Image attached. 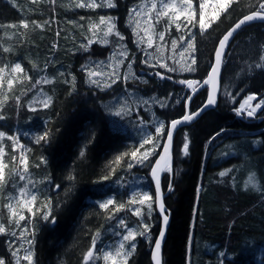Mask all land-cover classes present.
<instances>
[{
    "label": "trees",
    "instance_id": "trees-1",
    "mask_svg": "<svg viewBox=\"0 0 264 264\" xmlns=\"http://www.w3.org/2000/svg\"><path fill=\"white\" fill-rule=\"evenodd\" d=\"M43 1L48 2L44 7L32 0H14V7L9 0H0V25L5 26L0 27V67H11L20 63L31 77L22 83L14 81L9 91L8 68L5 69L0 94L7 92L9 99L0 110V115L5 117L0 120V131L18 136L20 142L31 149L26 153L29 175L33 181H44L36 206L41 207L46 199L51 200V216L48 221L43 219V212L48 209L38 212L35 218L30 217L27 209L22 210L29 219L22 221L21 226L33 225L36 232L32 245L34 264H84V255L91 248L97 231L101 233L99 241L102 239L101 244L106 243V246L108 240L116 242L125 233L122 227H117L119 213H116L113 219H108V213L99 208V203L104 200L92 202L90 199L102 198L106 195L102 190L114 188L128 175L145 176L153 196L155 189L150 179V167L137 165L129 170L126 163L113 164L117 156L138 147L143 135L137 129V126L141 128L139 113L125 116L124 125L128 127L118 124L109 114L107 104L121 92L118 88L121 82L103 91L88 84L87 72L93 69L91 63L108 60L115 51L113 48L118 42V37L113 35L110 43L103 45L99 42L102 36L97 33L99 40L85 52L80 45L82 42L87 45L88 39L93 38L92 33L88 31L91 22L89 17L93 16V12L86 11V8L74 10L76 0H55V3L51 0ZM114 1L117 12L121 14L118 21L116 19L117 28L127 36L129 56L133 58L132 54L135 55L134 68L138 75L143 74V69L147 70V84L132 80L126 86L146 94L151 90L159 95L182 93L184 96L176 106L168 103L167 107H151L165 123V133L173 119L181 118L185 114L186 98L192 94L191 89L177 81H203L214 63L219 40L245 15L258 10L259 3L262 2L234 0L229 9L221 13L220 18L212 23L203 35L200 34L198 24L192 26L196 37V71L181 72L177 65L172 64L170 66L177 67V71L167 72L159 66L149 68L144 65L142 50L132 46L133 35L126 28L124 18L135 1ZM199 2L200 0H193L196 9ZM47 19L49 23L44 24ZM22 20L29 22L28 29L7 27L10 24L19 26ZM32 21L43 24V28H37ZM164 24L165 26L158 23V33L164 32L169 36L170 31H173L174 34H179L175 30V23L169 26V20H166ZM57 32L60 33L59 36ZM82 36L85 37L80 40ZM179 36L180 34L177 35L178 38ZM57 42L58 52L50 56L55 49L52 45ZM262 46V23L251 24L237 34L226 57L218 106L206 112L195 124L182 128L177 134L173 184L170 194L166 197L172 221L164 249V264H219L220 261V264H256L248 256L253 254L255 248L264 249V235L257 234V230L251 226L255 224L254 221L263 217L261 207H258L260 197L252 194L262 192L264 185L257 192L254 183L247 185L253 192L243 191L244 187L241 185L251 175L246 172L248 169L254 170L257 165H264V115L260 113L253 120L242 119L235 111L241 100L250 93L255 92L264 98V69L258 70L256 67L260 64ZM3 47H10L11 50L4 52ZM257 53L258 57L255 56ZM49 61H52L53 65L47 64ZM33 64L36 67H33ZM38 64L41 65L40 69ZM46 72H49L48 77ZM156 72H161L171 79L161 80L155 75ZM16 76L22 79L23 74L17 73ZM41 77H46L53 83L36 84ZM34 84L35 88L32 87ZM39 91L51 96L52 104L48 108L30 111L31 100ZM207 95L206 88L195 97L190 107L191 112L203 107ZM16 96L20 97L19 106L15 100ZM139 111L145 124L150 123L146 131L155 135V124L148 117L149 113L142 107L138 108ZM135 118L139 120H134ZM128 121L133 125L127 123ZM123 128H127L130 135L126 134ZM45 133L48 134L47 141L36 143V137ZM131 134L137 136L131 137ZM185 134L190 142L187 156L183 154ZM243 140L250 144L248 152L241 149L238 154L234 149H237L239 142ZM226 142L230 143L232 150H225L223 144ZM3 143L6 152L4 162L8 164V168L5 169L7 183L0 188V223L6 226V233L0 234V259H3L5 264H15L11 252L19 246L20 241L8 232L16 231L19 235V229L14 223L8 224V211L4 205L8 203L7 189H10L11 197H14L18 188L25 182H21L18 176L10 175L11 170L19 165L20 150L13 152L12 142L9 140ZM160 143L163 145L164 140ZM81 151L84 152L83 156L80 155ZM161 151L162 147L157 148L156 155L151 156L150 160L154 162L158 159ZM245 153L244 158L242 155ZM13 155L17 156L15 162L11 160ZM242 161L246 162L244 167L248 169L238 172ZM229 169L231 171L227 176L219 175ZM69 176L73 179L70 180ZM105 176L109 178L104 179ZM236 177V187L240 186L244 194L238 191L234 192L236 195H231L230 185H235ZM260 179L264 181V178ZM170 183L171 174L166 173L163 178L165 192ZM56 185H59V188H56ZM30 187L32 186L29 185ZM236 187H233V191ZM114 197L117 204L125 201H118V194ZM121 214L125 215L122 212ZM157 214L154 197L151 219L147 217V210L144 209V220L150 226L148 236L151 240L137 236V246L129 257L128 264H152V249L161 226V218ZM128 217V227L137 228L140 219L133 215ZM233 219L236 224L231 222ZM244 224H247V227ZM262 225L264 226L263 221ZM110 229L115 231L111 232V238H108ZM248 238L253 240L249 242ZM257 243L260 244L259 247ZM10 244L13 245L11 249ZM99 245L97 243V249L102 246ZM21 253L23 252H20L22 256ZM209 257L214 259V262H207ZM21 264H27V261L21 260Z\"/></svg>",
    "mask_w": 264,
    "mask_h": 264
},
{
    "label": "snow or ice",
    "instance_id": "snow-or-ice-1",
    "mask_svg": "<svg viewBox=\"0 0 264 264\" xmlns=\"http://www.w3.org/2000/svg\"><path fill=\"white\" fill-rule=\"evenodd\" d=\"M10 3H13L15 7L14 0H9ZM55 3V0H52ZM234 0H200L198 9H194L193 0H159V9L156 2L151 3L150 8L143 9L142 11H137L136 9H132L129 13V23L132 22L133 14L136 17H141L146 13H150L152 11H156L155 19L158 21L160 17H168L169 26L175 23L177 31L181 30V24L176 23L180 21L183 17L188 25H192L193 27L198 24L200 29V34L203 35L211 24L214 23L216 20L220 18L221 13L226 12L229 7L232 5ZM117 5L114 0H76L75 7L77 8H88V9H96L98 7H107V8H115ZM211 8V19H208L209 13L208 9ZM158 9V10H157ZM171 13V15H169ZM198 14V20L196 19ZM84 19V17H81ZM153 17L150 15L143 23L147 24L148 27L144 29L147 35V48L151 49L153 47V36L150 33V30L153 29L152 25ZM264 21V0L259 3L258 10L252 12L251 14L245 15L242 19L239 20L238 23L235 24L225 35L223 38L219 40V44L215 49L214 54V63L210 66V71L207 74V77L203 81H196V80H185L181 79L178 80L177 83L181 85H185L187 88L191 89L192 93L195 94L199 88L207 86V102L204 105V108H201L197 112H185L181 119H173L170 122V125L167 128L165 133L166 125L164 122L160 121L155 124V136L144 132L143 139L140 142L139 146L131 150L130 152H126L120 156H117L116 159L113 161V164L120 165L126 163L127 168L129 170L133 169L137 165L142 167H150V174L155 182V193L150 194L148 191L142 190H134L132 191L131 195L127 199L126 203H119L117 204L113 199L109 198L106 201L99 203V208L104 210L108 213V219H113L116 213L121 211H128L131 212L133 216L140 218V224L137 228L132 229L129 228L123 218H120L117 223V227H122L125 230V234L123 235L122 242L119 243L118 247L114 250L104 251L101 249L102 252V259L105 264H128V259L135 252L136 245L130 243L131 241L135 240L137 236H144L146 239L151 240V237L147 236V232L150 226L144 220V209H147V217L151 219L152 211H153V203L154 197L155 202L158 203L159 212L163 216V224L166 226L168 224V216L165 214V205L161 198V187H160V173L161 172H171V158H172V144H173V134L177 129L178 125L184 123H191L196 117L200 115L201 112L204 111L205 108L209 106H215L217 103V92L219 90V79L221 74V69L224 62L225 50L229 45V41L233 38L234 33L237 30L241 29V27L249 22L252 21ZM37 28H43V24L37 23L36 21H32ZM49 23L48 21H44V24ZM69 23H75L74 21H69ZM106 26V29H100V26ZM141 21L137 20L135 22V27L133 28L134 34L137 33V29L140 27ZM187 25H185L186 27ZM0 27H5L4 25H0ZM10 28H17L21 27L23 29L29 28V22L26 20H22L17 26L16 24L7 25ZM97 29L102 31V37L100 38L101 43L108 44L109 40L108 37L115 34L119 37L121 41L124 40V36L121 35L119 31H116V23L115 18L113 16H100L99 22L97 23H90L88 27V31L92 33L91 39H88V44H81L80 48L83 49L85 52L89 50V47L97 42ZM60 33L57 32V36ZM159 40L161 42L164 41V33L160 32L158 34ZM187 39L185 36H181L179 38L180 41V50L177 53L178 42L177 40L171 41V51L172 54L168 57L164 56V45L160 44L156 47L155 53L145 52V56L147 57L142 61V63L146 64L149 68L152 67H161L166 69L167 72H175L177 71V67L170 66L166 61L172 60L175 65L178 66L179 71L181 72H195L196 71V64L197 59L195 57L196 47H195V34L191 31V29L187 32ZM186 41V43H185ZM145 41L143 38H139L137 40V45L144 43ZM53 48L56 47L55 44L52 45ZM11 49L10 47H3L4 52H9ZM187 54V56H186ZM116 53H113V56L109 57V63L105 65L104 61H101L94 70L89 69L87 72L88 76V83L90 85H94L100 88L102 91L108 88H111L113 85L117 84L120 81V66L124 64V61L128 59V51L126 46L120 49L118 55L122 57V59H116ZM177 56L179 59H177ZM155 59V63H151L150 60ZM261 60L264 61V55L261 56ZM183 61V62H181ZM135 63L133 59L132 62L128 63L127 68L128 72L124 74L123 80L126 82L130 78H135L134 74L132 73V66ZM108 67L111 71L105 72L104 67ZM33 67H36L33 64ZM256 67H264V64H257ZM8 68V80L7 86L8 90L10 91L13 86V82L16 81L18 83H22L25 80H30L31 77L27 75L25 69L22 67L20 63H15L11 67L5 65L4 67H0V84H2L4 80L5 69ZM20 73L23 74L22 79L17 77L16 74ZM63 75V73H61ZM155 75L159 77L161 80L164 79H171V77H166L161 72H156ZM99 77L100 79H96ZM75 78L73 77V84ZM147 83V81H144ZM51 84L53 83L52 80L47 79L46 77H41L40 80L36 81V84ZM35 84L32 85L35 88ZM22 94H26L23 93ZM191 96L186 98V105L187 102L191 100ZM9 99L7 92L0 94V110L3 109L4 104ZM16 103L19 106L20 104V97H15ZM257 100L256 95H249L244 100V102L240 105L238 109H236V115L242 116L245 115L249 118H256L258 110L262 109L264 106V98L260 99L254 105L251 104V101ZM153 102H156V98H152ZM143 105H149L150 110V101L143 100L140 102ZM160 107H167L165 102H158ZM179 103V100L176 101ZM40 104L43 108H48L52 104V97L46 95L45 93L41 92L36 97L33 98L31 104L29 106L30 111H36L37 109L31 105ZM133 111V108L128 104L122 105L118 110H116L113 115L116 117H122L124 115H130ZM155 113H153V116ZM261 115H264V111L261 112ZM4 115H0V120H4ZM141 123H143V117L140 118ZM219 135V133H217ZM48 134L45 133L44 135L36 137L35 142L40 143L41 141H47ZM9 140L12 142L11 147L12 151L16 152L18 149L19 152V165L14 167L10 175L11 176H18L21 182H25L22 187L18 188L17 194L14 197H9V202L4 205V207L8 211V224H15V227L19 229V235H17L16 231L8 232L9 235L16 237L17 240L20 241L19 246L15 248L14 251L11 252L12 257L15 258V264H21V260L27 261V264H34V253L32 251L33 239H29L28 236H34L27 226H21V222L29 219L23 213V209H27V212L30 214L31 218H35L38 212H41L43 209H48V211L43 212V219L45 221L49 220L51 216V200L46 199L45 202L41 205V207H37V201L39 196L37 193L30 190L29 185L32 188L36 187V184L44 183V181H33L29 175V166H28V157L26 155L27 152H30L31 149L25 147L24 144L20 142V139L16 135H8L4 131H0V188H2L6 183L5 177V169L8 168V164L4 162V157L6 155L5 146L3 141ZM164 140L165 142L161 145L160 141ZM189 138L188 135L185 134L184 136V143H183V154L187 156L189 154ZM145 145H151L150 148H145ZM162 147V152L159 154L158 159L154 162L150 160V157L156 155V149ZM143 149V151H141ZM80 155L83 156L84 152L81 151ZM127 158V160H125ZM12 161H17V156L13 155L11 157ZM43 163V161H41ZM115 169H113V172ZM231 171H222L219 173L221 177H225ZM108 176H105L104 179H108ZM69 179H73V177L69 176ZM255 179V174H252L248 177V180L245 182L246 186L251 184ZM59 188V185L55 186ZM171 190V187L169 188ZM36 209L35 211L33 209ZM111 209V211H110ZM55 222L54 220L52 221ZM143 229V230H141ZM6 233V226L3 223H0V234ZM116 235H120V233H116ZM164 231L162 230L159 233V238L155 240V247L154 251L152 252V260L155 264H161V241L164 238ZM101 233L99 231L96 232L92 239V246L91 248L85 253L84 255V264H89V261L92 264H96V261L100 258V255H94V250L96 249V245L99 241ZM129 242L130 247H126V243ZM10 249L13 247L12 244L9 245ZM21 250H23V255H20ZM0 264H5L3 259H0Z\"/></svg>",
    "mask_w": 264,
    "mask_h": 264
},
{
    "label": "rangeland",
    "instance_id": "rangeland-1",
    "mask_svg": "<svg viewBox=\"0 0 264 264\" xmlns=\"http://www.w3.org/2000/svg\"><path fill=\"white\" fill-rule=\"evenodd\" d=\"M33 2H35L36 1V4L37 5H40V6H42V7H44L45 5H47V3L48 2H44L43 0H32ZM52 1V0H51ZM135 1V3L130 7V10L127 12V14L125 15V18H124V24H125V26H126V28L127 29H129V31L132 33V46H133V48L134 49H139V50H142V54H143V60L144 59H146L147 57L145 56V52H149V53H155L156 52V47L158 46V45H160V44H163L164 45V56L165 57H168L169 55H171L172 54V51H171V41L172 40H177V42H178V48H177V53L179 52V50H180V47H181V45H180V41H179V38L181 37V36H185L187 39H190V37H187V32H188V30L189 29H191V31L194 33V29H193V27H192V25H188L187 24V22L185 21V19L182 17L181 18V20L180 21H177L176 23H180L181 24V30L180 31H178V33L180 34V36H179V38L177 37V35H179V34H174V32L173 31H170V35L168 36V35H166L164 32V41L163 42H161L160 40H159V36H158V23L160 24V25H164L165 26V24H164V21H166V20H168V17H160L159 18V20L157 21L156 19H155V17H156V11H152V12H150V13H146V14H144V15H142L141 17H136L134 14H133V16H132V22H131V24L129 23V13H130V11L132 10V9H136L137 11H142L143 9H147V8H150V5H151V3H153V2H156L157 3V5H158V9H159V0H134ZM115 2V1H114ZM76 9H78L77 7H75V9L74 10H76ZM128 9V8H127ZM157 9V10H158ZM194 9H196L195 8V6H194ZM198 9V8H197ZM86 11H90V12H93V16H91V17H89V19H90V23H97L98 24V22H99V17L100 16H113L114 18H115V23H116V31H119L120 33H121V35H123L124 36V40L123 41H121L120 39H119V37H118V42H116L115 44V47L113 48V51H114V53H116L117 55H116V59H122V57H119V55H118V53H119V51H120V49L121 48H123L124 46H126V48H127V51H128V59H126L125 61H124V64L123 65H121L120 66V77H121V79H120V81H118L117 82V85H119L120 84V82H121V86H119L118 88H119V92L120 93H118L117 94V96L114 98V100L113 101H111V102H109L108 104H107V109H108V111L111 113V116L113 117V119L116 121V122H118V124H120V125H122V126H124V127H128L127 125H124V121H125V116H132L133 115V113L134 114H137V113H139V116H138V118H140V117H142V113H141V111H139L138 112V108L139 107H142V108H144V111L145 112H148L149 113V118H150V120H151V122L153 121L154 122V124H156L157 122H160L161 120L158 118V116L156 115V113L155 112H153L154 110H153V108H154V106L155 105H160L158 102H160V101H162V102H165L166 104H168L169 103V101L167 100L168 98H162V97H157V96H159L157 93H154V95H149L150 93H152V91L150 90V92H148L147 94L146 93H140V91H137V90H135V89H129L126 85H127V82L128 81H132V80H134L136 77L137 78H139V79H141V81L142 82H144V76H139L138 74H137V72H136V70H135V68H134V64H133V66H132V73L134 74V77L135 78H130L128 81H124L123 80V76H124V74L125 73H127L128 72V68H127V65H128V63H130V62H132V60L133 59H135V55L134 54H132L134 57L132 58L131 56H129V54H130V49L128 48V45H127V41H126V39H127V36H126V34L125 33H123V32H121L117 27H118V25H117V21H118V19L120 18V15L121 14H119L118 12H117V6L115 7V8H107V7H98V8H96V9H88V8H86L85 9ZM71 12V11H70ZM123 13V12H122ZM208 13H209V16H208V19L210 20L211 19V8H209L208 9ZM124 14V13H123ZM151 16V17H153V20H152V25H153V29L152 30H150V33L149 34H152V36H153V47L151 48V49H149V48H147V43H146V41H147V35H146V33H145V31H144V29H146L147 27H148V25L147 24H145V23H143V21L144 20H146L147 18H148V16ZM169 15H171V13L169 14ZM96 16V17H95ZM198 14H197V17H196V19L198 20ZM116 19H117V21H116ZM49 19H47V21H48ZM137 20H140L141 21V25H140V27L137 29V33L136 34H134V32H133V28L135 27V22L137 21ZM54 21H56V20H54ZM77 23V22H76ZM55 24H57V23H55ZM185 25H187L186 27H185ZM58 26V25H57ZM100 29H106V26H100ZM100 29H97V33H98V35L101 37L102 36V31H100ZM175 30L177 31V29L175 28ZM113 35H115V34H113ZM113 35L112 36H110V37H108V40H109V43H110V40H112L113 39ZM85 36H82V37H80L79 39L80 40H82L83 38H84ZM139 38H143V40L145 41L144 43H142V44H140V46H138L137 45V40L139 39ZM77 39V38H76ZM75 39V40H76ZM96 39L97 40H99L97 37H96ZM57 41H58V39H57ZM108 43V44H109ZM185 43H186V41H185ZM81 44H84V42H82ZM101 44H103V43H101ZM108 44H106V45H108ZM112 44V43H111ZM56 45V47H55V49L54 50H52V53L50 54V56L51 55H53V54H56L58 51L56 50L57 49V45H58V42L55 44ZM103 45H105V44H103ZM114 45V44H113ZM259 49H260V47H259ZM258 52H259V50H258ZM262 55H264V46H262V48H261V56ZM111 56H113V54L111 55ZM186 56H187V54H186ZM256 57H258V53H257V55H255ZM261 56H260V64H264V61H262L261 60ZM132 58V60H130ZM177 59H179V57L177 56ZM129 60V61H128ZM105 62V65H107L108 63H109V59L108 60H106V61H104ZM150 62L151 63H155V59L153 58L152 60H150ZM169 65H172V64H174L173 63V61L172 60H167L166 61ZM181 62H183V61H181ZM100 62H92L91 63V68H93L92 70H94L95 68H96V65H98ZM47 64H49V65H53L52 64V61H49V62H47ZM124 65H126V66H124ZM144 65H146V64H144ZM38 68L40 69L41 68V65L40 64H38ZM260 69H264V67H258V70H260ZM46 70V67H45V69H44V71ZM104 71L106 72H108V71H111V69L110 68H108V67H104ZM146 71L147 70H144L143 69V75H146ZM48 75H47V77L49 76V72H46ZM96 79H100L99 77H96ZM89 84V83H88ZM116 85V84H115ZM115 85H113V86H115ZM112 86V87H113ZM244 89H246V87H244ZM41 92H43V91H39L34 97H36L39 93H41ZM44 93V92H43ZM251 94H256V95H258L257 93H251ZM249 95V94H248ZM176 96L178 97V100H179V102L183 99V94L182 93H179V94H176ZM153 97H155L156 98V102H153L152 101V98ZM260 99H262V98H259L258 99V101L260 100ZM33 100V99H32ZM31 100V101H32ZM143 100H149L150 101V110H146V109H149V105H143V104H141L140 102H142ZM257 101V102H258ZM256 102V103H257ZM124 104H128L129 106H131L132 108H133V111H132V113L130 114V115H124V116H122V117H116L115 115H113V113L116 111V110H118L122 105H124ZM31 106H33V107H35L36 109H39V108H42V105H40V104H35V105H31ZM153 106V108H151ZM262 107H264V106H262ZM153 113H155V115L153 116ZM245 117L246 118H249V117H247L246 115H245ZM138 118H135L134 120H139ZM127 123H129L130 125H133V123L132 122H127ZM139 123L141 124V128H139L138 126H137V129L142 133V134H144V132H147L148 131V126L150 125V123H148L147 125L145 124V122H144V120H143V123H141V121H139ZM124 129V132L126 133V134H129L130 135V133H129V131L127 130V128H123ZM143 130V131H142ZM147 130V131H146ZM132 135H134V136H137V134H131V137H134V136H132ZM155 136V135H154ZM141 139H143V135H141ZM241 143V144H240ZM249 143L248 142H246V141H244L243 140V142L242 141H240L239 142V144H238V147H237V149H234V151L235 152H237L238 153V151L239 150H241V149H245V151H247L248 152V147H249ZM251 145H253V143H251ZM223 146H224V148H225V150H228V151H230V150H232V147H231V145H230V143L229 142H226V143H224L223 144ZM151 147V145H148V146H146L145 145V148H150ZM246 152V153H247ZM246 153L245 154H243L242 156L245 158L246 156ZM239 154V153H238ZM150 159H151V157H150ZM262 160V159H261ZM243 163L240 165V167L238 168V172L239 171H242L243 169H246L247 167H244V164L246 163H244V161H242ZM248 169V168H247ZM246 169V170H247ZM248 174L250 173L251 175L252 174H255L256 175V179H254V181L252 182V183H254V184H256V187H255V191L257 192V191H260L261 189H262V187H263V185H264V181H262L260 178H264V165H257V167H256V169H254V170H252L251 168L250 169H248L247 171H246ZM237 177H236V180H234V184L237 182ZM41 185H42V183H39L38 185H36V187L35 188H32V187H30V190L31 191H33V192H35V193H37L38 195L40 194V187H41ZM242 187H244L243 188V191H245V192H253L248 186H246V184H245V182H242ZM31 186V185H30ZM231 186V195H233V194H235L236 192H238L239 191V193L241 194V193H243L244 194V192L242 191V189L240 188V186L239 187H236V184L235 185H230ZM233 187H236L235 188V190L233 191ZM134 190H142V191H148V192H150V190H149V186H148V179L145 177V176H143V175H134V176H126L125 178H123V179H121L118 183H117V185L114 187V188H107V189H105V190H102V192L103 193H105L106 195H104L102 198H92V199H90V201H98V200H101V199H103L104 201H106L107 199H109V198H111V199H113V200H115V195L116 194H118V201H121V200H125V201H123L122 203H126V201H127V199L129 198V196L131 195V193H132V191H134ZM235 192V193H234ZM6 194L8 195V198L9 197H11V191H10V189L8 188L7 189V192H6ZM150 194H151V192H150ZM236 195V194H235ZM239 195V194H238ZM252 195H256V196H258V197H260V200L261 201H263L264 202V200H263V197H264V189L262 190V192H260V193H257V194H252ZM8 202H9V199H8ZM146 209V208H145ZM147 210V209H146ZM122 213H125V214H128V215H132L131 214V212H128V211H121ZM121 212H119V217L120 218H123L124 220H125V222H127L126 224H129L128 222H129V217H128V215H124V214H121ZM263 214H264V212H263ZM124 215V216H123ZM134 217H136V216H134ZM119 218V219H120ZM138 218V217H137ZM118 219V220H119ZM138 219H140V218H138ZM118 220H116L117 221V223H118ZM262 221L264 222V218L263 217H261V218H259V219H257L256 221H254V223L255 224H251V226H252V228H255V230H257L256 231V233L257 234H259V235H264L263 234V230H264V226L262 225ZM115 222V221H114ZM232 223H234V224H236L235 223V220L233 219L232 221H231ZM33 223V222H32ZM245 225V227H247V224H244ZM27 227H29V229H30V231L32 232V233H34V226L33 225H26ZM119 228V227H118ZM121 228V227H120ZM123 229V228H122ZM132 229H135V228H132ZM20 231V230H19ZM115 230L114 229H110L109 231H108V238H111V232L113 233ZM149 231V230H148ZM19 234V233H18ZM125 234V233H124ZM124 234H122V236L119 238V240L118 241H116V242H114L113 240H108V245L106 246L105 244H101V240L98 242L100 245H102L101 247H99L98 249H97V247H96V249L94 250V255H97V254H99L100 255V258L96 261V264H105V262L103 261V259H102V252H101V249L102 250H104V251H108V250H114L116 247H118V245H119V243L120 242H122V238H123V235ZM34 235H35V233H34ZM149 234H148V232H147V236H148ZM30 237H31V235L30 236H28V238L30 239ZM32 237H34V236H32ZM144 237V236H143ZM145 238V237H144ZM253 240V238H248V241L249 242H251ZM126 243V247H130V244H129V242H125ZM130 243H132V244H135L136 246H137V244H136V239L135 240H133V241H131ZM242 244H244V243H242ZM258 247L260 246V244L259 243H257L256 244ZM261 248V247H260ZM257 249V248H255L254 249V252H253V254L251 255V256H248L249 257V259L250 260H253V262L254 263H256V264H264V249H263V247H262V249ZM21 252H23V250H21ZM22 254V253H21ZM23 255V254H22ZM206 261L207 262H209V263H211L212 261L214 262V259H212V258H207L206 259ZM5 262V261H4ZM221 262V261H220ZM220 262H219V264H220ZM89 264H92V262L91 261H89Z\"/></svg>",
    "mask_w": 264,
    "mask_h": 264
},
{
    "label": "water",
    "instance_id": "water-1",
    "mask_svg": "<svg viewBox=\"0 0 264 264\" xmlns=\"http://www.w3.org/2000/svg\"><path fill=\"white\" fill-rule=\"evenodd\" d=\"M239 22V21H238ZM237 22V23H238ZM257 23H262V24H264V21H260V20H256V21H252V22H249V23H247V24H245V25H243L242 27H241V29H239V30H237V32L236 33H234V35H233V38H231L230 39V41H229V45H228V47H227V49L225 50V56H224V62H223V66H222V69H221V74H220V79H219V90H218V92H217V96H216V99H217V103H216V105L215 106H209V107H207V108H205L204 109V111L203 112H201L200 113V115L198 116V117H196L191 123H184V124H181V125H178L177 126V129L175 130V132H174V134H173V144H172V149H171V153H172V158H171V180H173V165H174V152H175V142H176V138H177V134H178V132L182 129V128H185V127H188V126H191V125H193V124H195L206 112H208V111H210V110H213V109H215L217 106H218V104H219V100H220V95H221V89H222V74H223V69H224V65H225V60H226V57H227V53H228V51H229V48H230V46L232 45V43H233V41H234V39H235V37L237 36V34L241 31V30H243L244 28H246L247 26H249V25H251V24H257ZM234 27V26H233ZM207 88V86H205V87H201V88H199V90L195 93V94H191V100L190 101H188L187 102V112H189V113H191V110H190V107H191V104H192V102L194 101V99H195V97L200 93V92H202L204 89H206ZM207 102V101H206ZM206 104V103H205ZM204 104V105H205ZM204 105H203V107H201V108H204ZM200 108V109H201ZM199 109V110H200ZM199 110H197V111H199ZM196 111V112H197ZM241 118H244V116L242 115V116H240ZM182 118V117H181ZM181 118H178V119H181ZM170 125V124H169ZM165 142V141H164ZM162 152V151H161ZM164 174H165V172H161L160 173V187H161V198H162V200H163V203H164V205H165V209H166V211H165V214L168 216V224L165 226L164 224H163V216L160 214V212H159V207H158V203H156V209H157V213H158V215H159V217L161 218V230H160V232L163 230L164 231V233H165V235H164V238H163V240L161 241V264H164V249H165V244H166V241H167V238H168V233H169V230H170V226H171V221H172V213H171V211L168 209V207H167V205H166V197H167V195L169 194V192H170V190L167 192V193H165V190H164V187H163V178H164ZM150 178H151V181H152V183H153V186H154V189H155V182L153 181V179H152V177H151V174H150ZM170 187H172V184H171V186ZM158 238H159V236H158ZM157 238V239H158ZM154 247H155V244H154ZM154 247H153V249H152V252L154 251ZM151 262H152V264H155V262L152 260V254H151Z\"/></svg>",
    "mask_w": 264,
    "mask_h": 264
},
{
    "label": "bare ground",
    "instance_id": "bare-ground-1",
    "mask_svg": "<svg viewBox=\"0 0 264 264\" xmlns=\"http://www.w3.org/2000/svg\"><path fill=\"white\" fill-rule=\"evenodd\" d=\"M235 26V25H234ZM139 76H144V81H147V79H146V75H143V74H141V75H139ZM254 76V75H253ZM134 80H137L138 81V83H142V84H145V82H142L141 81V79H139V78H135ZM130 81H128L127 83H129ZM148 82V81H147ZM142 84H140V86L142 87L143 85ZM147 84V83H146ZM141 93V92H140ZM158 94V93H157ZM242 94V93H241ZM149 95H154V93H150ZM159 95V94H158ZM249 95H256V94H249ZM249 95H247V96H249ZM247 96L246 97H244L243 98V100H242V102L240 103V105L244 102V100L247 98ZM158 98L159 97H162V98H168L167 100L169 101V104L170 105H173V106H176V104H178V103H176V101L178 100V97L176 96V94H171V95H164V94H162V95H159V96H157ZM256 97H257V95H256ZM256 100H254V101H251V104H254V102H255ZM240 105H239V107H240ZM173 108V107H172ZM170 109V108H169ZM109 114H111V113H109ZM242 119H244V118H242ZM110 122V121H109ZM113 122V121H112ZM39 130H40V128H39ZM171 184H173V180H171V183H170V186H171ZM170 186H169V188H170ZM169 188H168V190H167V192L169 191ZM171 189H172V187H171ZM167 192H165V193H167ZM170 192H171V190H170ZM170 192H169V194H170ZM168 194V195H169ZM167 195V196H168ZM263 200H264V197H263ZM261 202V203H260ZM260 202H259V205H258V207H261V210H262V213L264 212V202L263 201H261L260 200ZM260 204H262V206H260ZM196 207H197V204L195 205V209H196ZM169 209V208H168ZM125 215H128V214H125ZM158 215V214H157ZM129 216V215H128ZM160 218V217H159ZM263 218H264V214H263ZM130 219V218H129ZM130 221V220H129ZM127 223V222H126ZM129 223V222H128ZM160 224H161V222H160ZM160 230H161V226H160V229H159V233H160ZM34 233H35V235H34V237H30V239H33V244H34V240H35V236H36V232H35V229H34ZM159 233H158V236H159ZM158 236H157V238H158ZM156 238V239H157ZM155 244V243H154ZM100 246V245H99ZM154 247V246H153Z\"/></svg>",
    "mask_w": 264,
    "mask_h": 264
}]
</instances>
